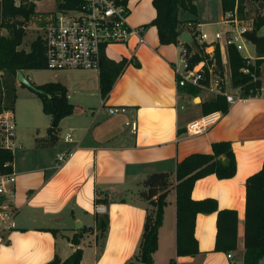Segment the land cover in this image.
<instances>
[{"label": "crops", "instance_id": "1", "mask_svg": "<svg viewBox=\"0 0 264 264\" xmlns=\"http://www.w3.org/2000/svg\"><path fill=\"white\" fill-rule=\"evenodd\" d=\"M195 2L199 30L224 24L220 0L217 11ZM129 5L128 20L132 26L145 27V41L132 35L125 43L107 46L104 57L125 63L106 96L101 93L97 69L22 70L35 84L61 82L75 110L61 120L59 138L53 143L45 140L47 125L16 122L13 169L17 183L10 199L16 210L15 226L3 228L0 219V264H43L56 254L66 258L77 247L71 237L83 226L90 230L79 245L83 249L81 264H128L139 251L150 207L141 196L143 180L158 171L170 172L175 180L179 161L194 152H212V143L219 140L232 142L237 172L225 179L216 174L198 179L192 196L212 197L219 209L237 210V250L232 257L215 250L217 212L199 213L196 236L200 251L177 255L176 189L172 188L153 264H171V260L175 264H243L246 180L264 163V63L261 94L237 100L214 126L190 134L188 123L203 115L202 103L215 95L177 84L174 66L180 62L182 45L162 44L157 27L146 26L157 14L153 0H129ZM182 15L184 20L195 17ZM251 55L253 61L258 57L255 46ZM222 59L227 77L231 70ZM21 84L17 79V95L24 87ZM229 86L232 90L227 85L228 92L238 91L232 83ZM110 106H125L126 111L110 113ZM132 120L136 130L127 123ZM68 133H72L70 141L65 139ZM63 151H68V157L59 167L57 154ZM98 205H104L105 212H98ZM102 214L109 216L103 234L97 220Z\"/></svg>", "mask_w": 264, "mask_h": 264}, {"label": "trees", "instance_id": "2", "mask_svg": "<svg viewBox=\"0 0 264 264\" xmlns=\"http://www.w3.org/2000/svg\"><path fill=\"white\" fill-rule=\"evenodd\" d=\"M37 0H0V114L14 110L17 100L18 73L24 69H47L46 42L38 35L27 50L22 47L27 34V23L36 10ZM126 4L129 0H116ZM82 0H58L56 12L78 8ZM224 14L235 9L241 17L253 19V29L246 32V37L255 46L258 57L249 65L251 72L241 68L246 65L242 51L231 45L227 48L228 64L231 70L233 87H240L243 97L257 96L263 89L262 64L264 63V34L259 33L264 25V0H220ZM156 16L146 24L157 27L162 44H176L185 47L191 54L192 64L202 60L215 65L220 74L225 73L220 46L217 45L213 56L206 52V42L198 40L199 29L196 15L198 7L195 0H153ZM188 11L195 17L181 19V11ZM54 21V20H53ZM190 31L195 38L193 44L182 43L179 36L182 31ZM124 61L115 63L103 56L100 68V88L106 96L124 67ZM34 91L42 101L43 110L51 116L46 129L45 140L56 142L61 132V120L71 115L75 105L68 99L67 88L58 81L41 84L32 82ZM26 87L24 83L21 84ZM231 104L225 94H217L202 103L203 114L221 110L227 113ZM13 160L10 150L0 146V171L11 170L4 163ZM237 172V160L232 142L219 140L212 143V152H194L179 161L176 166L175 180L171 173L158 171L150 173L143 180L141 196L149 202L139 251L128 264H153V254L158 249L159 228L162 225L167 196L172 188L176 189L177 205V255H195L199 250L196 236V221L199 213L217 212V232L214 249L228 253L238 248V212L236 209H219L215 198L194 199L193 187L196 181L210 174L220 179L233 177ZM101 201V200H100ZM98 225L103 234L109 223L108 214L97 215ZM56 233V229H51ZM90 228L83 226L72 237L76 249L66 258L56 254L52 260L43 264H81L83 249L79 247L81 239ZM244 255L243 264H260L264 257V163L262 168L246 180V203L244 219ZM171 264H175L171 260Z\"/></svg>", "mask_w": 264, "mask_h": 264}, {"label": "built area", "instance_id": "3", "mask_svg": "<svg viewBox=\"0 0 264 264\" xmlns=\"http://www.w3.org/2000/svg\"><path fill=\"white\" fill-rule=\"evenodd\" d=\"M19 4L21 0H15ZM131 7L116 0H82L78 8L56 12L53 23L45 30L42 37L46 42V67L50 70L97 69L100 70L102 58L107 46L113 43H125L132 35L139 37V42L145 41L144 26H132L128 20ZM223 30H199L198 40L206 42V52L214 55L217 45L220 46L222 58L228 62L227 48L231 45L242 51L246 65L242 72L250 73L253 56L247 47L250 40L246 32L253 29V19L241 17L238 10L227 12L223 17ZM259 33L264 34V25ZM182 42V41H181ZM184 43V42H182ZM189 52L182 46L180 62L175 64L174 71L179 86L191 85L208 91L213 95L225 94L230 104L244 98L241 88L237 92L227 91L226 74L215 70V65L202 60L192 64ZM231 83V82H230ZM110 113L124 112L125 106H110ZM223 111L215 110L192 120L187 125L190 134L202 133L220 121ZM136 130L135 120L128 121ZM16 120L13 110L6 109L0 114V146L14 153L16 142ZM72 140V133L65 137ZM68 157V151L57 154L60 167ZM5 167H12L8 171H0V219L3 228L15 226L16 210L10 206V199L14 197L17 183V173L13 169V160L4 163ZM104 205H98V212H105ZM232 257V253L228 254Z\"/></svg>", "mask_w": 264, "mask_h": 264}, {"label": "rangeland", "instance_id": "4", "mask_svg": "<svg viewBox=\"0 0 264 264\" xmlns=\"http://www.w3.org/2000/svg\"><path fill=\"white\" fill-rule=\"evenodd\" d=\"M200 6L204 9L209 10H219L220 3L219 0H198ZM58 0H37L36 1V10L30 16L27 23V34L24 38L22 47L29 49L31 42L38 36L44 34L45 30L53 23L54 12L57 8ZM182 17L189 18L192 14L188 11H182ZM181 12V13H182ZM225 24H218L213 26H206L203 29L206 31L214 32L215 30H223ZM250 50V54H253V44L247 45ZM228 67V64H227ZM45 70V69H43ZM44 74L46 71L36 70ZM27 77V76H26ZM28 78V77H27ZM231 79L230 72L227 74V85L229 91L232 90V87L229 86ZM30 80V79H29ZM231 85V84H230ZM23 88V89H22ZM19 90L17 95V100L15 103L14 114L15 120L18 123H21L23 126L29 124H37L40 127L49 126L51 122V116L46 114L43 110L42 101L39 96L32 90L22 87ZM261 264H264V258L261 260Z\"/></svg>", "mask_w": 264, "mask_h": 264}, {"label": "water", "instance_id": "5", "mask_svg": "<svg viewBox=\"0 0 264 264\" xmlns=\"http://www.w3.org/2000/svg\"><path fill=\"white\" fill-rule=\"evenodd\" d=\"M180 40L184 43L193 44L195 41L194 35L190 31H182L179 36ZM18 79L21 83H24L28 87H33L32 82L27 78L22 71L18 73Z\"/></svg>", "mask_w": 264, "mask_h": 264}]
</instances>
